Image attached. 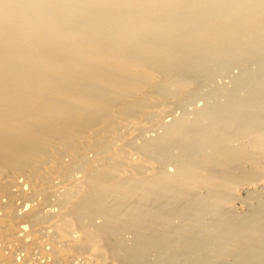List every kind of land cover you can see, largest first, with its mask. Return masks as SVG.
I'll return each mask as SVG.
<instances>
[{"label": "bare ground", "instance_id": "1", "mask_svg": "<svg viewBox=\"0 0 264 264\" xmlns=\"http://www.w3.org/2000/svg\"><path fill=\"white\" fill-rule=\"evenodd\" d=\"M150 251L264 264V0H0V264Z\"/></svg>", "mask_w": 264, "mask_h": 264}, {"label": "rangeland", "instance_id": "2", "mask_svg": "<svg viewBox=\"0 0 264 264\" xmlns=\"http://www.w3.org/2000/svg\"><path fill=\"white\" fill-rule=\"evenodd\" d=\"M256 64V65H255ZM258 65H259V63H253V64H249V66H250V68L251 69H253V70H256V69H258ZM232 66H234V65H232ZM232 66H230V70H229V73H234V72H239V67H238V65H235L234 67H232ZM249 68V69H250ZM214 80V81H213ZM213 80H211L210 81V84L208 83V84H205L206 86H203L204 88H208V87H210L211 86V82H213L212 83V85H214V82H216L215 84H222L223 86V90H222V92H220V93H218V96H216L217 98L216 99H214V100H218V98L219 99H223V96H224V94H221V93H223L224 91H226V90H229V89H231L232 88V82L230 81V79H229V77L227 76V74H220V75H217L216 77H214L213 78ZM239 93H242L241 91H243V88H238V90H237ZM210 99V100H209ZM212 98H207V101L206 102H209V101H212L211 100ZM202 102V99L200 100L198 97H195V98H193L192 100H188V102L185 104V105H183V106H176L177 107V109L176 108H174V110L173 111H175V109H176V113L174 112L173 113V111H171L170 112V115L171 114H173V115H178V114H181V111H180V109L182 110V109H185V110H189L191 107H193L194 105H198L199 103H201ZM177 111H180V113H178ZM169 116V115H168ZM167 116V117H168ZM150 133H153V131H149ZM150 133H147V134H150ZM77 170H80V169H78L77 168ZM17 177L18 178H20V176L18 175V176H16V178H15V180H17ZM19 189H20V187H19ZM242 194L244 195L245 194V192L243 191L242 192ZM18 200V202H17V204L16 205H21L22 203L24 204H26V201H24V200H22L20 197H18L17 198ZM21 200V201H20ZM25 204L23 205V206H25ZM237 204L238 205H240L239 204V202H236V205H235V207L237 206ZM46 205H47V207H46ZM51 205H52V207L53 206H55V205H53V204H51V203H46L45 204V207L46 208H48L49 206L51 207ZM56 208V207H55ZM152 251H150V253H148V258H150L151 260H153L152 258H154V260L155 259H157V262L159 263H161V259H159V258H157L156 256H153L154 254H153V252L151 253ZM21 253V252H20ZM152 254V255H151ZM81 253H79V254H77L76 256L77 257H75V259L76 260H78V259H81ZM150 255H151V257H150ZM82 257H83V255H82ZM153 260V261H154ZM159 260H161V261H159ZM155 262V264H158L157 262H156V260L154 261Z\"/></svg>", "mask_w": 264, "mask_h": 264}]
</instances>
